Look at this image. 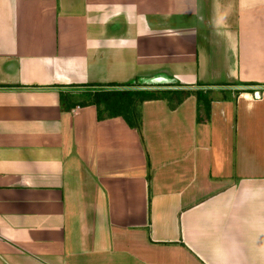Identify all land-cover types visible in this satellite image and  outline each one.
Here are the masks:
<instances>
[{"label":"crops","instance_id":"obj_1","mask_svg":"<svg viewBox=\"0 0 264 264\" xmlns=\"http://www.w3.org/2000/svg\"><path fill=\"white\" fill-rule=\"evenodd\" d=\"M0 264H264V0H0Z\"/></svg>","mask_w":264,"mask_h":264},{"label":"trees","instance_id":"obj_2","mask_svg":"<svg viewBox=\"0 0 264 264\" xmlns=\"http://www.w3.org/2000/svg\"><path fill=\"white\" fill-rule=\"evenodd\" d=\"M149 86L148 88H135L136 86ZM174 84H140L137 81L125 84H87L83 91L82 100L76 103L72 100L69 106L75 104H92L96 110L97 119L120 116L125 123L134 128L139 134L138 107L146 100H165L170 109L175 108L185 97L193 95L196 102V122L209 119L210 89L200 87L175 86ZM69 94L68 96H70ZM62 101V99H61Z\"/></svg>","mask_w":264,"mask_h":264},{"label":"rangeland","instance_id":"obj_3","mask_svg":"<svg viewBox=\"0 0 264 264\" xmlns=\"http://www.w3.org/2000/svg\"><path fill=\"white\" fill-rule=\"evenodd\" d=\"M137 83L144 84V82H142V81H139V82H137ZM148 85H149V84H148ZM135 88H148V86H143V85H142V86H136ZM214 95L220 97V96H222V93L219 92V91H216V92L214 93Z\"/></svg>","mask_w":264,"mask_h":264}]
</instances>
